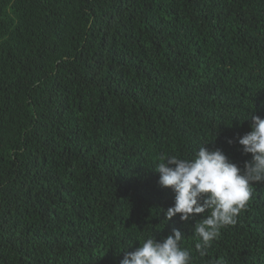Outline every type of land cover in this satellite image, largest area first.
Returning <instances> with one entry per match:
<instances>
[{"label":"trees","instance_id":"1","mask_svg":"<svg viewBox=\"0 0 264 264\" xmlns=\"http://www.w3.org/2000/svg\"><path fill=\"white\" fill-rule=\"evenodd\" d=\"M0 264H264V0H0Z\"/></svg>","mask_w":264,"mask_h":264}]
</instances>
